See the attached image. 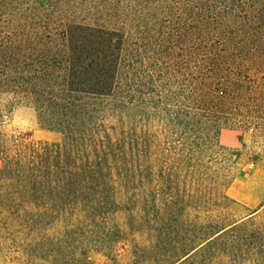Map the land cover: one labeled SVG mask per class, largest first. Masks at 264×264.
<instances>
[{
  "label": "rangeland",
  "instance_id": "obj_1",
  "mask_svg": "<svg viewBox=\"0 0 264 264\" xmlns=\"http://www.w3.org/2000/svg\"><path fill=\"white\" fill-rule=\"evenodd\" d=\"M2 1L11 14L22 3L28 10L38 8L41 17L52 13L56 19L72 20L110 15L87 10L101 0ZM109 4L108 8L118 9L122 21L135 23L131 37H125L122 54L126 90L135 87L139 94L133 97L138 101L143 99L140 93L151 94L156 103L151 106L160 107L156 111L137 103L139 108L131 113L140 119L152 116L151 111L157 114L149 117L153 140L148 147L128 150L136 157L118 167L136 176H120L116 186L123 194L141 195V206L146 194L157 206L167 199L188 203L191 207L185 215L189 218L184 220L190 226L235 223L231 232L178 264H264V207L248 217L243 195V181L251 175L258 174L255 183L264 186V0ZM142 23L152 30L142 31ZM153 85L157 94L152 96ZM4 101L9 104L5 127L10 133L63 142L60 132L44 127L28 101H18L11 94ZM163 117L172 118L169 126H163ZM128 217L118 213L100 229L89 227V240L82 238L85 229L81 228L75 244L63 246L69 252L65 256H22L0 239V264H168L155 254L143 255L152 252L151 238L142 223L132 229ZM121 229L128 233L126 246L117 236ZM102 233L114 235L117 244L109 247L96 242Z\"/></svg>",
  "mask_w": 264,
  "mask_h": 264
},
{
  "label": "trees",
  "instance_id": "obj_2",
  "mask_svg": "<svg viewBox=\"0 0 264 264\" xmlns=\"http://www.w3.org/2000/svg\"><path fill=\"white\" fill-rule=\"evenodd\" d=\"M110 1L124 0H101L97 7L87 8L109 12L107 18L71 20L56 19L52 13L41 17L38 8L28 10L22 3L11 14L0 0V239L22 256H65L69 252L63 246L72 247L81 228L82 238L89 240V227L100 229L113 221L112 215L126 213L132 229L142 223L151 238L152 252L145 251L144 256L155 254L178 264L236 226H190L185 215L188 203L167 199L157 206L146 194L141 206V195L123 194L116 186L118 177L136 176L118 167L136 157L128 150L148 147L153 140L149 117L157 114L151 111L152 116L140 119L131 113L138 104L156 111L160 107L151 106L156 104L151 94L140 93L143 99L138 101L133 97L139 94L135 87L126 90L122 54L135 23L122 21L117 8H108ZM141 28L152 30L146 23ZM153 89L152 96L157 94L154 85ZM9 94L32 104L39 121L60 132L63 142L10 133L5 127L9 104L4 101ZM171 119L163 117V126ZM102 234H97L96 242L117 244L114 235ZM117 236L126 246L125 229ZM192 239L199 240L197 246L190 245Z\"/></svg>",
  "mask_w": 264,
  "mask_h": 264
},
{
  "label": "crops",
  "instance_id": "obj_3",
  "mask_svg": "<svg viewBox=\"0 0 264 264\" xmlns=\"http://www.w3.org/2000/svg\"><path fill=\"white\" fill-rule=\"evenodd\" d=\"M257 176L258 174L251 175L250 179L243 181V195L246 198L244 204L250 209V214L248 217L255 215L260 209L264 207V186L256 185L255 181Z\"/></svg>",
  "mask_w": 264,
  "mask_h": 264
}]
</instances>
